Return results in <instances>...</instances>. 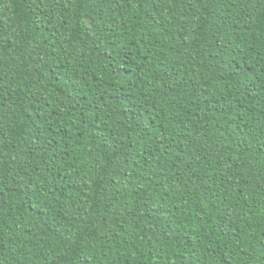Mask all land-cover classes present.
I'll return each instance as SVG.
<instances>
[{"label":"trees","instance_id":"obj_1","mask_svg":"<svg viewBox=\"0 0 264 264\" xmlns=\"http://www.w3.org/2000/svg\"><path fill=\"white\" fill-rule=\"evenodd\" d=\"M0 264H264V0H0Z\"/></svg>","mask_w":264,"mask_h":264}]
</instances>
